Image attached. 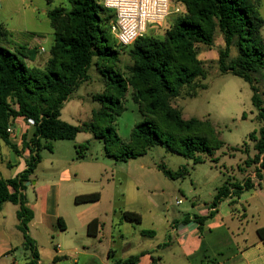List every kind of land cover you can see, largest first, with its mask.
I'll use <instances>...</instances> for the list:
<instances>
[{"label":"trees","instance_id":"trees-1","mask_svg":"<svg viewBox=\"0 0 264 264\" xmlns=\"http://www.w3.org/2000/svg\"><path fill=\"white\" fill-rule=\"evenodd\" d=\"M57 1L63 4L48 12L55 41L43 69L28 65L36 54L33 48L14 53L0 45V140L19 156L25 151L29 153L26 168L15 178L0 176V211L6 203L19 207L18 229L23 235L22 246L29 252L27 264H39L41 258L29 232L33 212L25 192L42 162V152H53L54 142L73 141L80 133H92L103 141L106 155L116 161L143 157L156 146L192 159L194 164L204 163L205 157L219 161L215 155L224 143L212 123L197 118L185 120L181 111L172 106L185 87L192 89L193 96L197 95V81L206 78L197 46H213L217 32L225 42L219 55L222 74L243 79L253 92L252 102L261 127L258 133L249 136L256 154L244 163L246 168L257 167L256 177L262 180L264 99L254 78L255 74L264 72L261 0H176L185 12L174 20L164 37L145 35L134 43L129 52L134 65L129 68L126 80L112 68L118 55L110 47V26L115 14L105 8L104 0H46L48 5ZM10 38L11 34L0 25V44L10 43ZM234 48L236 55L232 56ZM95 59L98 64L106 65L102 72L106 90L95 97L102 103V109L94 112L91 121L71 125L61 119V110L90 81L89 71ZM128 86L133 90V100L144 122L136 125L130 140L125 142L115 132L114 123L125 111L122 99ZM19 118L34 121L23 135L21 151L7 133L8 127H14ZM160 168L170 179L178 176L165 166ZM254 187L250 177L241 182L229 179L218 189L211 207L216 209L224 200L239 197ZM100 200L99 193H90L77 196L75 203L93 204ZM213 216L214 212L208 217L196 216L195 220L202 226ZM123 218L136 224L142 221L141 215L135 212H126ZM101 227L98 219L92 220L88 234L96 236ZM257 235L264 242V227L257 230ZM138 260L133 257L118 264H136Z\"/></svg>","mask_w":264,"mask_h":264},{"label":"rangeland","instance_id":"rangeland-1","mask_svg":"<svg viewBox=\"0 0 264 264\" xmlns=\"http://www.w3.org/2000/svg\"><path fill=\"white\" fill-rule=\"evenodd\" d=\"M62 4L57 1L48 5L46 0H0V25L11 34V42L4 41L0 45L14 53L25 48H33L36 54L33 55V63L29 61L28 65L43 69L50 58L55 41L48 12ZM171 4L170 15L160 26H150L147 36L164 37L174 20L185 12L184 6L176 0H171ZM261 7L262 0L259 12ZM262 33L264 35V28ZM133 45L120 46L111 35L110 47L118 53L117 61L112 68L125 80L129 78V68L134 65L129 55ZM42 47L45 48V53H41ZM224 47V37L220 32H217L213 46H197L198 58L203 63L206 78H199L197 81L196 96H193L192 89L185 87L181 96L172 102V106L181 111L185 120L197 118L212 123L224 143V147L215 155L219 159L218 162L205 157L204 163L194 164L192 159L172 153L161 146L152 148L143 157L127 162L116 161L106 155L102 140L96 139L92 133H80L73 141L54 142L53 152L48 150L42 152V163L33 176L32 183L58 179L57 171L53 170L52 165L70 168L73 179L78 181V184L75 188L64 184L65 190L60 201L61 210L64 212L76 206L71 197L74 192L99 193L101 200L96 212L101 217L100 230L102 235L111 238L112 235L116 236L119 233V223L126 212L140 214L144 218L142 230L150 231L153 230L152 224L162 225L166 216L173 217L190 208L191 202L195 199L201 203L209 202L216 189L226 180L243 181L248 177L246 175L248 169L244 162L256 154L254 143L250 141L249 136L254 132L258 133L261 123L258 120V111L253 106L250 84L232 74H222L220 70L219 55ZM235 55L234 48L232 56ZM105 70L106 65L98 64L95 59L89 71L90 81L83 84L61 110L63 121L78 126L91 121L94 112L102 109V103L95 100V97L102 95L106 90L102 73ZM254 78L264 99V72L255 74ZM203 86L207 88L201 89ZM122 105L125 111L115 121L114 128L117 135L128 142L136 125L144 122V117L133 100V90L129 86L122 99ZM232 148L240 150L233 152ZM245 149L249 152L246 153ZM18 160L16 154L0 140V172L3 176L15 177L24 170V162L19 165ZM8 162L14 167L5 168ZM160 166H165L177 174L176 179L168 178ZM239 167H242L241 170ZM251 168L256 173L257 167ZM262 196L264 200V173ZM33 197L30 193L29 198ZM180 199L182 204L178 203ZM18 209V206L8 203L2 212L6 218L2 217L0 220V242L6 239L7 231L17 235L12 239L14 252L6 259L8 264H27L29 258V252L25 251L21 244L23 235L17 227ZM255 224L264 225V217L256 218L252 226L248 227L246 238L250 241L256 237ZM74 226L78 227V222L75 225L71 224V227ZM133 228L124 223L121 229L124 233H133ZM80 233H83V230H80ZM35 234L36 231L32 229V235ZM37 238L43 264H85L83 256L64 253L68 237L62 241L57 237L52 239L49 235ZM114 240L118 241L117 238ZM59 245L60 249L57 248ZM108 249L107 239H101V242L89 247L87 250L96 254L98 258L95 262L86 264L106 263Z\"/></svg>","mask_w":264,"mask_h":264},{"label":"crops","instance_id":"crops-1","mask_svg":"<svg viewBox=\"0 0 264 264\" xmlns=\"http://www.w3.org/2000/svg\"><path fill=\"white\" fill-rule=\"evenodd\" d=\"M263 12L264 0H262L260 9L264 19ZM13 128L14 135L10 136V140L21 151L23 135L30 125L19 118L15 121ZM16 156L19 159V165L22 161L24 162L25 169L26 160L29 157L28 151L22 152L20 156L16 154ZM52 166L53 170L57 171L58 179L31 183L25 192L28 206L33 212L29 232L38 247V236L49 235L52 239L57 237L61 241L68 237V245L63 250L64 253L83 256L85 264L91 261L95 262L98 258L96 254L90 253L87 249L95 243L101 242V239H107L109 243L107 262L103 264H118L133 257L139 258L136 264H264V242L257 235V230L264 225L255 224L256 237L251 241L246 238L247 229L252 226L254 220L264 217V200L262 199L264 170L262 171V180L259 181L252 168L247 167L246 175L254 181L255 187L239 197L234 196L224 200L216 209H213L211 204L218 189L225 183L216 189L209 202L201 203L195 199L191 202L190 208L179 212L176 216H166L162 225L152 224L153 230L150 231L142 230L144 224L142 216L141 223L136 224L124 220L121 215L119 233L109 238L105 234L102 235L101 230L96 236L88 234V224L92 220L98 219L101 222V217L96 212L100 201L93 204L75 203L74 208L64 212L61 210L60 201L65 190L64 184L75 188L78 181L73 179L70 168ZM13 167L14 165L8 162L5 168ZM0 176L4 179L16 177H5L1 172ZM75 176L77 177V175ZM30 193L34 196L33 199L29 198ZM83 194L85 193L74 192L71 197L75 201L77 196ZM179 202H182V199ZM7 204L0 211V220L2 217L6 218L2 212ZM213 212L214 216L206 220L204 225L200 226L196 222V216L208 217ZM76 222H78V227H71V224L75 225ZM124 223L134 227L133 233L123 232L121 228L124 227ZM32 229L36 231L35 236L32 235ZM80 230H83V233H80ZM143 232L146 233L143 234ZM14 236L17 235L7 231L6 239L0 242V264H8L7 257L13 255L12 239ZM115 238L118 241L114 240ZM21 244L23 245V240ZM57 248L60 249V245ZM39 264H43L41 260Z\"/></svg>","mask_w":264,"mask_h":264},{"label":"built area","instance_id":"built-area-1","mask_svg":"<svg viewBox=\"0 0 264 264\" xmlns=\"http://www.w3.org/2000/svg\"><path fill=\"white\" fill-rule=\"evenodd\" d=\"M104 6L115 14L111 35L126 47L144 37L150 26H160L170 15L172 4L171 0H104ZM40 51L46 52L43 47ZM28 124L33 125L34 121L29 120ZM7 133L14 135V128L8 127Z\"/></svg>","mask_w":264,"mask_h":264},{"label":"water","instance_id":"water-1","mask_svg":"<svg viewBox=\"0 0 264 264\" xmlns=\"http://www.w3.org/2000/svg\"><path fill=\"white\" fill-rule=\"evenodd\" d=\"M31 185V183H27V186H30Z\"/></svg>","mask_w":264,"mask_h":264}]
</instances>
